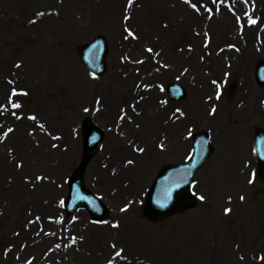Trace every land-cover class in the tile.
Instances as JSON below:
<instances>
[{
  "label": "rangeland",
  "instance_id": "1",
  "mask_svg": "<svg viewBox=\"0 0 264 264\" xmlns=\"http://www.w3.org/2000/svg\"><path fill=\"white\" fill-rule=\"evenodd\" d=\"M97 34L109 44L101 76L79 53ZM258 55L264 0H0V264H264ZM230 67L238 82L220 102L216 83ZM181 79L187 96L172 103L162 88ZM88 116L105 130L85 174L110 207L100 223L63 205ZM201 129L214 152L195 177L200 201L150 219L154 177L184 159Z\"/></svg>",
  "mask_w": 264,
  "mask_h": 264
},
{
  "label": "water",
  "instance_id": "2",
  "mask_svg": "<svg viewBox=\"0 0 264 264\" xmlns=\"http://www.w3.org/2000/svg\"><path fill=\"white\" fill-rule=\"evenodd\" d=\"M83 49H84L82 53L83 59L91 68L95 69L96 71H101L102 69L105 68V64L103 61L105 56V50L103 48V45L101 44V39L88 45V47L86 48L83 47ZM85 128H86V136H87V132L91 128H93L92 123L88 121ZM101 141L102 138H99L93 146H91V143H87L86 141L84 161L81 167L75 172V174L70 180L73 199L76 197L79 198L80 201L78 202V204H89L90 206H95L94 196L90 195L89 190L85 187L83 183V170L86 164L88 163L90 157L92 156V154L96 151V149L99 148ZM210 149L212 150V147L207 148L208 152H210ZM202 161L203 158L201 156L197 163V167L199 163H201ZM188 165L191 166V164ZM188 165L179 166V165L169 164L168 166L165 167V169L169 168V170L167 171L165 176L164 175L162 176L161 181H164V183H162L159 186V188L156 189V193L154 195L152 194L149 198L150 202H148L147 207L150 209V211L153 208L157 211L162 210V213L155 211L160 215H168L182 208L180 195L178 194L179 191L178 189L183 184H188L195 169L194 165L193 168L189 167ZM180 181H182L183 183L182 185L176 183ZM173 197H176V201L173 204V207L169 210H166L167 202L170 201V199H172ZM97 213H99V211H97Z\"/></svg>",
  "mask_w": 264,
  "mask_h": 264
},
{
  "label": "bare ground",
  "instance_id": "3",
  "mask_svg": "<svg viewBox=\"0 0 264 264\" xmlns=\"http://www.w3.org/2000/svg\"><path fill=\"white\" fill-rule=\"evenodd\" d=\"M115 5H116V7L118 8V3L116 2L115 3ZM110 23H112L111 22V19L110 20H108L107 22H106V24H104L103 22L101 23V25L103 26V28H105V32H107V34L110 32V30H111V28H110ZM167 34H171V35H173V34H176V33H173V32H166ZM190 34L186 31V37H188ZM256 60H258V59H260V56L258 55V56H256V58H255ZM236 72H240V70L239 69H237V68H235V70H234V73H233V76L230 78V80H231V86H232V82H234L235 81V78H237V73ZM196 93H199L198 91L196 92ZM115 94H116V90L114 89L113 90V92H111V93H109V94H107V97L108 98H110L111 99V104L109 105V103H108V105H107V111H110V109L111 108H113L115 105H114V103H113V99H114V97H115ZM200 94V93H199ZM232 100L228 103V105L231 107L232 106ZM152 104V100H149L148 102H147V104L146 105H151ZM150 146V148H149V150H151L152 149V146L151 145H149ZM227 216H230V215H227ZM227 216H226V218H227ZM225 220H228V219H222V221H225ZM164 235H166V234H164ZM163 236V235H162ZM164 240V244H165V246H164V248H166V240L167 239H163ZM143 241V240H142ZM155 242H156V240L154 241V243L153 244H155ZM143 243L145 244V245H148L146 242H144L143 241ZM164 248H161V251L163 252V254L166 256L167 255V252H166V250L164 249ZM225 249V247L224 246H222V248H220V246L218 247V250L216 251L217 253H220V252H226V250H224Z\"/></svg>",
  "mask_w": 264,
  "mask_h": 264
},
{
  "label": "snow or ice",
  "instance_id": "4",
  "mask_svg": "<svg viewBox=\"0 0 264 264\" xmlns=\"http://www.w3.org/2000/svg\"><path fill=\"white\" fill-rule=\"evenodd\" d=\"M39 15H43V13H40ZM252 23H255V21H251ZM218 96H219V93H218ZM14 107H19V105H13ZM251 183V181H250ZM201 199H203V197H201ZM241 199H243V197H241ZM226 212L230 211V209H225ZM119 255V253L117 254Z\"/></svg>",
  "mask_w": 264,
  "mask_h": 264
}]
</instances>
